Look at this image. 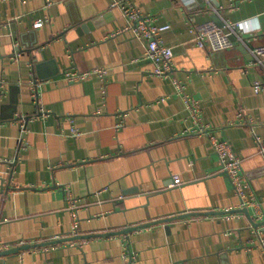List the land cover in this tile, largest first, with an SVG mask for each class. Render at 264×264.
Returning a JSON list of instances; mask_svg holds the SVG:
<instances>
[{"label": "crops", "instance_id": "crops-1", "mask_svg": "<svg viewBox=\"0 0 264 264\" xmlns=\"http://www.w3.org/2000/svg\"><path fill=\"white\" fill-rule=\"evenodd\" d=\"M113 2L0 0V250L103 233L23 249L0 264H128L124 251L132 264H264L253 220L236 210L248 207L253 218L256 209L241 207L210 136L191 131L174 81L201 102L210 132L232 143L264 214V91L254 89L264 67L249 49L264 45V0H132L170 24L169 76L153 73L144 41ZM257 15L262 30L221 52L200 48L190 31L218 24L216 16ZM71 67L107 69L105 92L97 77L64 79ZM174 174L180 183L169 187ZM63 185L81 199L77 226ZM208 210L215 213L106 233Z\"/></svg>", "mask_w": 264, "mask_h": 264}, {"label": "built area", "instance_id": "built-area-1", "mask_svg": "<svg viewBox=\"0 0 264 264\" xmlns=\"http://www.w3.org/2000/svg\"><path fill=\"white\" fill-rule=\"evenodd\" d=\"M116 6L120 8L123 16L127 19V28L144 41V57L155 63L153 73L158 76H169L174 69L173 59L175 50H173L172 46L165 44L163 34L165 31L169 30L170 24H159L156 16L145 14L134 2H132V0H114L113 7ZM237 23L228 19L224 20L223 24L220 26L215 24L202 27L197 23H192L190 31L194 34L193 39L200 48L207 49L210 52H221L222 50L235 47L238 43H245L244 35L236 28ZM42 24L43 22L39 20L35 25L41 26ZM15 45L18 47L17 42H15ZM249 49L254 58V62L264 67V45H258L255 46V48ZM18 55L19 54H16L15 57L17 58ZM106 74L107 69L103 67L83 71L71 67L64 72V79L78 82L91 77H97L103 80L102 88L105 92ZM174 81L175 84H177L178 92L183 96L184 101H186L192 118H194L196 127L191 129V131L203 135L208 134L210 136L213 150L216 152L220 161V171L229 177L232 186H234V189L240 198L241 207H254L256 209V214L253 216V220L258 223L264 221V214L260 207V203L256 200L252 186H250L249 180L242 169V159L238 153L235 152L232 143L228 139H220L217 135L210 132V126L208 123H203L202 118H200L202 112L201 102L187 93L185 90L186 86L179 80L174 78ZM36 84L37 81H34L32 95L38 103L39 92ZM254 89L255 91H264V81L256 80L254 83ZM39 111L41 114H46V111H44L43 108H40ZM242 114V111H240L239 116ZM26 130L27 125L23 124L20 137L23 141L22 145L27 144L24 140ZM73 133H78L77 128H73ZM257 140L260 141L259 136L257 137ZM261 150L264 151V148H261ZM179 183V175L174 174L172 183L169 184V187H173ZM62 188L63 191H65L68 208L72 212L74 224L76 225L79 217L81 199L73 196L68 186L63 185ZM230 211L231 209H226V213L224 212L222 217L225 218V216H231L232 214ZM262 227L263 225H260V227H256L255 230L264 251V237L261 235ZM124 256L128 259V264H132V261H129V259L132 258L128 255L127 251H124Z\"/></svg>", "mask_w": 264, "mask_h": 264}, {"label": "water", "instance_id": "water-1", "mask_svg": "<svg viewBox=\"0 0 264 264\" xmlns=\"http://www.w3.org/2000/svg\"><path fill=\"white\" fill-rule=\"evenodd\" d=\"M201 2L203 0H200ZM216 21L218 22V25H222L223 22L221 20H219V18L216 16L215 17ZM172 183V179L169 181L168 185ZM167 185V186H168ZM235 210V209H234ZM232 210V211H234ZM237 211H242V210H246V212L248 213V215L250 216L251 220H253L251 213H250V209L248 207H244L242 209H236ZM226 212V211H225ZM214 211H191L189 213H181V214H174L171 216H165V217H158L155 220H148L146 222H139V223H134L131 224L129 226H125L122 228V230H118V231H111V232H106L107 234H122V233H126L128 234L131 231L137 230L142 226H150V225H154L157 223H161V222H166V223H170L171 221H173L174 219H184L187 217H190L191 215H204V216H208V214H214ZM253 225L255 227H260V225H264V221L258 223L255 220H253ZM103 233H88V234H78L75 236H71V237H67V238H58V239H54L52 241H46V242H36V243H23V244H19L17 246H13L10 248H3L2 250H0V257L2 256H7V255H11V254H16L18 253L20 250L23 249H29L31 247H36V246H40V245H44V246H48V245H54V243L58 242V241H62V240H71V239H76V238H87L88 236H92V235H101Z\"/></svg>", "mask_w": 264, "mask_h": 264}, {"label": "clouds", "instance_id": "clouds-1", "mask_svg": "<svg viewBox=\"0 0 264 264\" xmlns=\"http://www.w3.org/2000/svg\"><path fill=\"white\" fill-rule=\"evenodd\" d=\"M187 2L193 3L194 0H187ZM236 28L243 35H251L252 33L260 32L262 30V25L260 23V17L257 15V16H252L242 21H239L236 25Z\"/></svg>", "mask_w": 264, "mask_h": 264}]
</instances>
